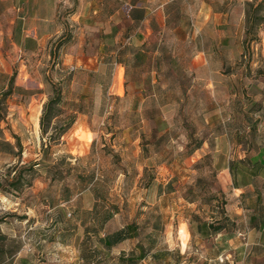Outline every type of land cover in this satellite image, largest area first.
Masks as SVG:
<instances>
[{
    "label": "rangeland",
    "instance_id": "obj_1",
    "mask_svg": "<svg viewBox=\"0 0 264 264\" xmlns=\"http://www.w3.org/2000/svg\"><path fill=\"white\" fill-rule=\"evenodd\" d=\"M107 2L113 8L122 4ZM227 2L228 16L215 20L205 0H175L168 26L149 37V50L158 47L159 55L125 52L95 69L59 70L52 61L58 38L50 57L48 46L32 60L16 57V97L0 101V181L18 161L4 140L16 144L18 138L19 166L33 165L34 171L26 177L30 185L0 194V234L15 252L12 259L1 257V264H88L91 246L98 250L90 264H120V254L137 243L171 252L141 264H240L253 235L245 229L243 212H236L241 203L226 182L228 172L220 169L233 160L241 182L253 176L257 190L264 191V170L249 171L264 147V24L245 40L249 1ZM79 3L65 2L63 35L79 34L71 19ZM56 88L63 113L52 124L62 128L69 114L75 120L47 150L39 121ZM29 92L37 95L29 98ZM65 186L73 195L69 202L61 201ZM95 194L104 205L119 207L100 235L134 222L138 236L111 249L92 232L86 238L85 226L93 222L85 210ZM202 221L223 222L225 229L203 235ZM180 226L187 232L182 238ZM168 230L173 246L165 237Z\"/></svg>",
    "mask_w": 264,
    "mask_h": 264
},
{
    "label": "crops",
    "instance_id": "obj_2",
    "mask_svg": "<svg viewBox=\"0 0 264 264\" xmlns=\"http://www.w3.org/2000/svg\"><path fill=\"white\" fill-rule=\"evenodd\" d=\"M70 1L0 0V97L9 87L16 57L24 56L32 60L45 46H48L51 56L52 43L65 31V20L68 18L64 16L63 9L65 2ZM77 1L81 3L71 19L78 26L79 34L72 37L73 42L66 49L61 46L57 52H53L55 60L52 61L56 69H63L65 65H73L77 69H95L97 64L99 66L108 61L112 54L121 57L125 52L132 53V56L152 52L159 55L158 47L154 49L153 46L149 50V37H156L168 26L175 0H122V4L115 8L107 0ZM205 1L211 19L222 20L228 16L227 0ZM132 4L143 12L141 18L133 19L130 16ZM117 15L121 16L120 20H116ZM113 41L118 44L114 50ZM29 79L31 81L32 76ZM36 84L41 86L40 82ZM15 90L13 87V93L7 99L16 97ZM29 93V98L37 95ZM6 141L14 145V142ZM12 158L14 162L15 157ZM225 164L220 170L223 173L227 170L228 173L224 175L226 182L236 195L234 199L241 203L236 212H243V218H247L245 229L249 235H253L248 242L250 251L243 253L240 264H264V191L257 190L253 176L242 183L238 167L231 171L230 161ZM236 191L239 193L236 194Z\"/></svg>",
    "mask_w": 264,
    "mask_h": 264
},
{
    "label": "trees",
    "instance_id": "obj_3",
    "mask_svg": "<svg viewBox=\"0 0 264 264\" xmlns=\"http://www.w3.org/2000/svg\"><path fill=\"white\" fill-rule=\"evenodd\" d=\"M133 8L130 10V16L133 19L141 18L143 16V12L132 4ZM246 31H245V40L250 39L251 35L255 33V30L264 24V0H261L258 3L254 1H249L246 4ZM72 39V35L70 33H66L59 37L58 42L55 44L53 52H57L61 46H66L70 44V40ZM65 40V41H63ZM14 76L11 77L9 87L6 91L3 92L2 98L0 97V101H3L4 98H7L11 93V89L13 88ZM62 103V92L60 88H56V91L53 95H51L47 101L43 105L42 113L40 116V130L42 138L48 140V143L45 144L46 149L48 150L50 147V143H56L59 141L61 136H63L73 125L74 116L69 114L64 120L62 124V128H58L57 124H52L55 118H58L63 113V108L61 106ZM53 125L51 132L48 135V128ZM4 145L8 148V153L13 157L17 158V162L13 165L7 166L6 172L4 174V178L0 181V194L4 196H9L12 192H16L21 189L24 185H30L27 180V175L34 171L33 165L28 166L26 168L20 167L19 163L21 162L22 156V145L18 138H16V144H11L10 142H4ZM244 161V160H239ZM245 162V161H244ZM250 165V164H249ZM248 165V166H249ZM252 168L249 171L257 173L256 169L262 171L264 170V147L262 150L251 160ZM234 167H237V162L231 161L229 164V169L232 171ZM54 176L52 177V179ZM90 182L92 180L90 179ZM73 195L71 194V190L68 186L63 187L62 190V202H69L72 199ZM119 210L117 204H108L104 205V201L99 194H95L93 197V204L91 208L85 210V213L89 217V219L93 222V224L85 226V232L87 237H89L90 233L98 237V242L102 244L104 249H111L116 244L130 238H134L138 236V226L136 223L131 222L126 224L124 227L115 230L111 233H106L104 235H100V231H102L105 227V224L114 216V214ZM226 216V214H225ZM23 219L26 216H21ZM3 222L0 219V224ZM82 223H84L81 220ZM199 232L203 235L217 233L223 229H225V224L223 222H219L216 224L200 222L198 224ZM64 232L67 230H63ZM210 231V233H208ZM7 236L5 234H0V260L1 257L5 255L8 256V259H12L15 252L13 249L5 246L4 242L6 241ZM154 245H150L146 247L143 243H137L135 248L128 254L121 253L118 261L120 264H141V262L150 257L154 261L162 260L163 256L171 253L169 250H156L153 251ZM98 248L97 246H91L89 249V256L85 258L86 263L90 264L91 259L96 256ZM2 261V260H1ZM0 261V264L2 263Z\"/></svg>",
    "mask_w": 264,
    "mask_h": 264
},
{
    "label": "bare ground",
    "instance_id": "obj_4",
    "mask_svg": "<svg viewBox=\"0 0 264 264\" xmlns=\"http://www.w3.org/2000/svg\"><path fill=\"white\" fill-rule=\"evenodd\" d=\"M121 80H122V72L120 71L117 75V82H121ZM178 234H179V236H181V238L185 237L187 235V232H186V229L184 226H180L178 228ZM165 237L171 246L176 244L174 235L171 231L168 230L167 232H165ZM183 246H184V242H182V247Z\"/></svg>",
    "mask_w": 264,
    "mask_h": 264
}]
</instances>
